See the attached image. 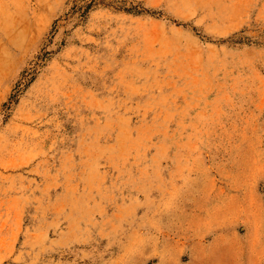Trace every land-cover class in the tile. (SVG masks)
I'll return each instance as SVG.
<instances>
[{"label": "rangeland", "instance_id": "374dc122", "mask_svg": "<svg viewBox=\"0 0 264 264\" xmlns=\"http://www.w3.org/2000/svg\"><path fill=\"white\" fill-rule=\"evenodd\" d=\"M0 264H264V0H0Z\"/></svg>", "mask_w": 264, "mask_h": 264}, {"label": "bare ground", "instance_id": "6f19581e", "mask_svg": "<svg viewBox=\"0 0 264 264\" xmlns=\"http://www.w3.org/2000/svg\"><path fill=\"white\" fill-rule=\"evenodd\" d=\"M261 178V177H260ZM163 255V254H162Z\"/></svg>", "mask_w": 264, "mask_h": 264}]
</instances>
